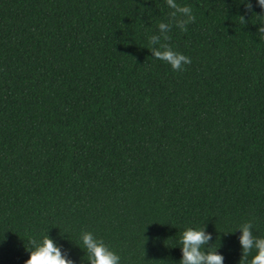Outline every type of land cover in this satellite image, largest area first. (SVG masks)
<instances>
[{"label":"trees","instance_id":"16d2710c","mask_svg":"<svg viewBox=\"0 0 264 264\" xmlns=\"http://www.w3.org/2000/svg\"><path fill=\"white\" fill-rule=\"evenodd\" d=\"M176 3L186 31L166 0H0V264L46 234L74 264L85 231L120 264H179L188 227L224 264L264 237V9Z\"/></svg>","mask_w":264,"mask_h":264},{"label":"clouds","instance_id":"9594fccd","mask_svg":"<svg viewBox=\"0 0 264 264\" xmlns=\"http://www.w3.org/2000/svg\"><path fill=\"white\" fill-rule=\"evenodd\" d=\"M170 9V15L175 18V24L182 31L187 30V25L195 21L190 6H180L176 0H166ZM261 9H264V0H257ZM249 11L252 5H246ZM244 22V17H240ZM162 33H167L171 25L161 22L158 25ZM259 33L264 34V25L258 29ZM169 36L165 35L167 41ZM150 44L159 42V37L152 36ZM153 57L168 63L174 71L182 70V65L190 64L191 59L181 53L174 51L169 45H162L161 49L152 48ZM253 225L251 222L242 224L238 230L241 232L239 242L242 246V256L239 264H264V237H258L253 234ZM82 243L87 251L89 264H120V257L104 243L102 239L96 238L91 232H82ZM212 240L210 233L205 231V227L186 228L180 238L182 258L179 264H224V257L218 254L216 250L205 251V247ZM30 247H26L29 258L24 264H74V261L66 258L62 254L60 247L48 235H44L41 240L31 239ZM253 250L254 254H253ZM251 259L249 260V256Z\"/></svg>","mask_w":264,"mask_h":264}]
</instances>
